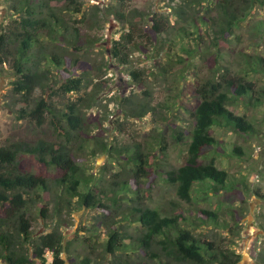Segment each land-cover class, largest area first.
Wrapping results in <instances>:
<instances>
[{"label": "trees", "instance_id": "1", "mask_svg": "<svg viewBox=\"0 0 264 264\" xmlns=\"http://www.w3.org/2000/svg\"><path fill=\"white\" fill-rule=\"evenodd\" d=\"M15 1L13 11L18 17L7 31L0 34V65H10L15 72L13 92L17 96L15 111L18 119L28 120L38 127L49 121L61 143L39 140L35 144L18 142L0 147V260L4 264H67L63 255L70 253L64 245L61 224L49 233L37 238L33 236L34 218L30 209L36 201L42 200L45 204L41 217L51 218L48 192L52 186L42 174H33L22 168L20 157L24 154L61 172V177L55 181L61 191L56 206L65 207L69 212L79 207L100 211L95 222L96 226L108 229L105 252L111 257L110 264H238L241 257L234 251L197 238L187 227L197 224L199 219L218 221L217 214L201 210L197 215L193 210H183L176 205L172 213L164 215L149 206L151 198L144 181L147 179L151 184L160 178L167 186L174 187L178 198L188 204L193 202L197 185H210L216 195L224 192L228 173L218 169L215 158L229 153L215 138L214 130L224 128L239 136L256 132L245 116L236 115L229 107L258 108L262 105L264 91L257 90L247 76L250 72L264 71V59L247 56L244 76L226 70L217 78L195 87L197 104L192 113L193 129L188 132L172 129L176 143L185 144L190 137L183 166L167 170L159 167L166 164L155 160L154 154H145L140 148L110 147L106 152L120 155L131 167L132 178L127 181L121 174H116L108 194L106 190L97 192L86 180L71 152L72 145L82 140L85 127L82 109L92 107L97 101L96 96L87 93L91 81L86 76L91 67L81 56V27L71 26L65 19L71 11L84 16V0ZM133 1L119 0L113 11L120 22L131 26L130 32L113 42L112 56L123 66L131 64L132 54L141 47L134 25L142 14L133 11L128 16L124 10ZM204 1L187 0L179 13L188 8L195 9L194 6L202 5ZM257 5L264 7V0H217L212 8L216 16L206 20L208 27L202 31L203 36L200 32L198 36L204 37L214 48L229 46L235 30ZM163 19L161 15L153 21L152 30L158 36L168 33ZM43 38L54 45V51ZM62 44L74 47L79 58L60 52ZM131 75L135 82L142 83V72L133 71ZM83 92L86 96L66 104L64 111L54 102V97L59 94L66 98ZM154 110L150 103L139 104L135 109L140 118ZM162 142V153L167 152L169 144ZM101 144L105 149L107 144ZM232 153L236 157L243 156L240 147L233 148ZM210 154L214 159L208 161L206 158ZM124 227L127 230L135 228L138 236L127 235ZM132 255L146 260L127 259ZM88 261L89 258L82 264Z\"/></svg>", "mask_w": 264, "mask_h": 264}, {"label": "rangeland", "instance_id": "2", "mask_svg": "<svg viewBox=\"0 0 264 264\" xmlns=\"http://www.w3.org/2000/svg\"><path fill=\"white\" fill-rule=\"evenodd\" d=\"M186 2L134 0L124 8L128 16L133 11L142 14L134 25L141 47L132 54L128 66H123L112 56L113 42L131 30L129 24L120 22L113 13L119 0H84V16L73 11L65 16L69 25L81 27V56L91 67L86 76L91 81L87 93L97 98L95 105L82 109L85 118L82 140L72 145L71 152L86 180L97 192L106 190L108 194L116 174H121L123 180L132 178L131 167L126 161L115 152L113 155L106 152L110 147L140 148L145 154H154L155 160L166 164L159 167L167 170L183 166L190 137L185 144L176 143L172 129L179 132L193 129L192 113L197 104L195 87L217 78L226 70L244 76L247 56L264 59V7L255 6L235 30L230 45L218 49L198 36V32L203 36L202 31L208 27L206 20L216 16L212 8L217 0H205L202 5L194 6L195 9L188 8L180 14ZM16 3L15 0H0V34L17 19L13 11ZM161 15L167 23L168 33L158 36L152 27L154 19ZM42 40L54 51L50 41ZM59 51L79 58L72 46L62 44ZM133 71L142 72V83L135 82L131 75ZM247 77L255 83L257 90L264 91V71L250 72ZM15 80L11 66L0 65V147L18 142L35 144L39 140L61 143L49 121L38 127L33 122L18 119L15 111L17 96L13 92ZM99 82L102 83L96 86ZM39 95L40 92L37 97ZM85 96V92L66 98L59 94L54 97V102L64 111L66 104ZM143 103H150L155 110L140 118L135 109ZM229 108L236 115L245 116L256 132L239 136L228 129L215 128V138L229 153L215 158L218 169L228 173L224 192L216 195L210 185H197L193 202L188 204L178 198L174 187L167 186L160 178L151 184L146 179L145 187L151 198L148 204L164 215L172 213L176 205L183 210H193L197 215L201 210L214 212L218 221L199 219L197 224L187 227L197 238L234 251L241 257L238 264H264V95L258 108L243 105ZM163 140L169 144V149L162 153ZM101 143L107 144L105 149L101 148ZM235 147L242 148L243 156L236 157L232 153ZM211 159H214L212 154L206 158ZM20 164L24 170L48 178L52 186L48 192L51 218L41 217L45 204L42 200L36 201L30 209L34 218V238L61 224L64 245L70 250L63 255L67 264H82L87 258L90 259L87 264H110L111 257L105 252L108 229L96 226L95 222L100 211L79 207L69 212L65 207L59 208L56 202L61 191L55 181L61 177V172L41 165L31 155L23 154ZM123 224L126 226L127 223ZM123 230L133 238L139 233L133 227ZM127 259L146 260L138 255ZM0 264L4 263L0 260Z\"/></svg>", "mask_w": 264, "mask_h": 264}]
</instances>
